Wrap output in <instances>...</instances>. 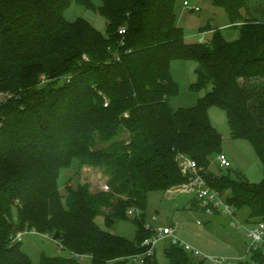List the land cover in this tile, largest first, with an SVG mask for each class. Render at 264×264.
Returning a JSON list of instances; mask_svg holds the SVG:
<instances>
[{
    "label": "trees",
    "instance_id": "obj_1",
    "mask_svg": "<svg viewBox=\"0 0 264 264\" xmlns=\"http://www.w3.org/2000/svg\"><path fill=\"white\" fill-rule=\"evenodd\" d=\"M71 1L0 0V264H32L20 243L10 244L25 229L48 234L67 253L42 255L38 264H135L129 258L153 233L148 194L187 181L183 158L204 169L235 216L264 220V176L253 184L230 167L227 175L209 171L222 138L208 117L210 107L225 111L230 136L250 143L264 174V0H211L227 24H207L200 32L212 31L210 39L196 43L176 24L177 0H99L105 34L83 19L68 22ZM225 29L237 37L228 40ZM174 60L194 61L191 89L208 88L190 108L169 106L178 93ZM73 161L78 172L102 171L106 189L67 184L61 194L60 170ZM129 210L132 241L95 223L102 214L109 229ZM163 254L168 264H206L170 243ZM251 260L264 264V255Z\"/></svg>",
    "mask_w": 264,
    "mask_h": 264
},
{
    "label": "rangeland",
    "instance_id": "obj_2",
    "mask_svg": "<svg viewBox=\"0 0 264 264\" xmlns=\"http://www.w3.org/2000/svg\"><path fill=\"white\" fill-rule=\"evenodd\" d=\"M184 1H187L190 6H198L200 10L197 12L187 11L183 6ZM258 1L250 0L249 5L254 6ZM92 2L95 8L87 9L72 0L64 11V18L68 22L83 19L100 33L105 34V20L96 10L100 1L92 0ZM174 12L176 24L183 30L184 40L187 43L198 42L200 29L206 27L207 24L214 28L228 21L220 8L212 6L211 0H177ZM223 33L228 40L237 37V33L231 29H225ZM211 35L212 33H206L204 38L209 39ZM195 67L194 61L174 60L171 62V76L178 85V93L168 100L169 106L173 110L194 106L197 100L208 90V88L201 91L191 89V84L196 79ZM208 117L211 125L221 135V153L226 154L231 159L230 168L239 174L241 173L240 175L247 182L258 184L264 174H262L261 162L250 143L230 136L226 113L222 109L210 107ZM209 171L217 176L230 174L228 168H220L216 160L210 163ZM77 172L76 161H73L69 167L60 170L57 185L61 194H65L67 184L75 188L79 183H86L90 186L91 191H97L103 189L107 183V176L98 169L80 168ZM231 175L233 176L232 173ZM190 199H193L192 196L183 192H176L173 195L161 192L148 194L145 209L146 224L155 229L174 227L175 236L179 240L198 249L205 255L241 258L242 264H255L245 253V230L231 227L228 224V219L223 216H208L199 209L190 210ZM103 211L106 212L107 210ZM244 214V212L237 213L236 217L240 219ZM131 219H133L132 216L126 220H119L108 229L105 227L103 215L100 214L95 218V223L102 230L132 241L135 237V226ZM197 221H200L201 224H197ZM167 243V240H163L156 245L155 258L158 264H168L163 254V247L167 246ZM20 248L27 253L32 264H38L42 255L54 257L67 254L66 251L59 249L51 238L32 232L23 235Z\"/></svg>",
    "mask_w": 264,
    "mask_h": 264
},
{
    "label": "built area",
    "instance_id": "obj_3",
    "mask_svg": "<svg viewBox=\"0 0 264 264\" xmlns=\"http://www.w3.org/2000/svg\"><path fill=\"white\" fill-rule=\"evenodd\" d=\"M183 6L189 12L199 11L198 6H190L187 1L183 2ZM125 27H120L118 33L123 35L125 33ZM86 59V57L84 56ZM107 104L105 103V106ZM216 162L220 168L231 167V161L224 153H220L216 156ZM182 175L187 178V181L181 185L171 188L170 192H183L190 194L193 200L196 201L199 209L208 216L220 215L228 219V224L236 229L245 230V253L251 259L255 254L262 253L264 255V220H258L256 222L240 221L234 214V210L231 205L227 204L219 191L209 186L204 174L205 171L202 167H199L195 161L187 158H183L179 163ZM103 189H106L104 186ZM129 216H133V210L127 212ZM197 224H201L197 221ZM147 228L152 230V235L146 238L141 246L145 247L144 250L132 255L129 259L135 264H146L148 260H152L155 257L156 245L163 240H167L168 243L181 247L184 251L196 258L198 261H203L206 264H241V258H228L220 256H209L201 253L198 249L188 245L187 243L179 240L175 236L174 227L152 228L146 224ZM40 234L34 229H25L18 231L11 236L10 244L20 243L24 234L27 233ZM51 238L48 234H40ZM54 241V240H53ZM59 249L63 250V246L59 241H54ZM73 257L79 261L89 260L90 256L79 255L70 253Z\"/></svg>",
    "mask_w": 264,
    "mask_h": 264
},
{
    "label": "crops",
    "instance_id": "obj_4",
    "mask_svg": "<svg viewBox=\"0 0 264 264\" xmlns=\"http://www.w3.org/2000/svg\"><path fill=\"white\" fill-rule=\"evenodd\" d=\"M226 24H227V22L226 23H224V24H221V25H217V26H215L216 28H224L225 26H226ZM214 27V28H215ZM206 33H212V31H207V32H203V33H200V37H199V39H198V42H207L209 39H206V38H204V35L206 34ZM211 37V36H210ZM230 159V158H229ZM231 160V159H230ZM85 168H88V167H82V169H85ZM78 173V172H77ZM164 194H171V195H173V194H175V193H173V192H170V191H166ZM193 205H194V202H193V199H190L189 200V209L190 210H194V209H192L191 207H193ZM196 209V208H195ZM240 221H243V218H240L239 219ZM148 225V224H147ZM245 243V242H244ZM164 248L165 247H163V250H164ZM251 260V259H250ZM252 261V260H251ZM253 262V261H252ZM253 263H255V262H253ZM242 264V263H241ZM256 264V263H255Z\"/></svg>",
    "mask_w": 264,
    "mask_h": 264
}]
</instances>
